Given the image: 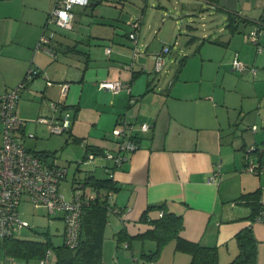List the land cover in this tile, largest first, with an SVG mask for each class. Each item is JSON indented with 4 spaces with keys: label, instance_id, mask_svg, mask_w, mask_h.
<instances>
[{
    "label": "crops",
    "instance_id": "obj_1",
    "mask_svg": "<svg viewBox=\"0 0 264 264\" xmlns=\"http://www.w3.org/2000/svg\"><path fill=\"white\" fill-rule=\"evenodd\" d=\"M127 1L91 0V17L85 16L86 7L73 10L71 33L58 32L51 43L57 54L54 57L43 49L36 50L54 0H0V94L16 87L29 67L39 72L21 90L16 105L17 116L25 123L24 132L35 133L34 138L24 137V146L33 152H56L55 162L58 150L81 148L83 160L92 168L76 167L72 189L77 190L76 182L88 171L96 175L99 169L101 178L106 177L105 167L111 166V161L102 154L91 160L85 156L91 154L90 149L115 151L111 132L120 116L147 123L151 129L139 136L138 149L112 173L119 190L113 193L110 206L117 212L110 210L107 215L102 263L190 264V254L178 251L175 241L166 244L154 261L138 256L141 249H155L151 241L135 242L131 250L117 246L115 234L120 229L125 228L131 236L146 232L152 226L140 222L143 211L149 205H164L169 213L183 218L181 238L216 248L218 264H228L236 257L234 237L251 225L257 243L256 264H264V223H250V208L238 200L242 194L259 189L264 205V173L254 175L244 170L245 148L264 145V51L258 52L246 35L264 18V0H217L216 5L208 0H179L183 15L198 10L201 19H210L214 10L224 20L217 27L216 21L208 19L198 40L190 25L183 31L180 28L179 32L186 31L180 47L174 45L178 40L167 27L165 6L164 13L144 7L133 11L127 6L131 12L126 10L124 15ZM141 1L152 8L162 4L159 0ZM108 3L113 6L105 7ZM226 13L250 24L241 23L232 33L226 28ZM138 15L143 17L138 32L141 52L129 70L126 65L132 60V43L127 34L130 22ZM173 28L178 29L176 23ZM165 44L170 45L171 53L162 71L155 73L154 55ZM106 48L111 50L109 55ZM235 54L256 73L234 71L231 63ZM185 56L188 58L176 77L179 61ZM104 81L130 84L136 103L129 105L125 90L112 93L100 88ZM50 101L63 103L75 113V120L52 148L37 149L33 143L37 133L43 137L51 133L48 126L34 119L50 113ZM1 130L0 123V145ZM218 165L219 183H208ZM83 190L91 193L90 188ZM161 215L154 209L148 218L157 220ZM53 219L62 222L63 233L61 215ZM5 258L2 250L0 264Z\"/></svg>",
    "mask_w": 264,
    "mask_h": 264
},
{
    "label": "built area",
    "instance_id": "obj_2",
    "mask_svg": "<svg viewBox=\"0 0 264 264\" xmlns=\"http://www.w3.org/2000/svg\"><path fill=\"white\" fill-rule=\"evenodd\" d=\"M90 0H54L53 8L48 13L43 32L36 50L43 49L53 56L48 45L54 38V32L50 26H56L65 30L73 29L74 8L77 6L88 7ZM140 19L135 18L131 22V32L128 37L132 43L133 57L139 53L138 29ZM264 29V18L258 21L255 30L249 33L248 40L258 46V36ZM170 46H164L154 56V72L162 71L165 58L170 53ZM258 51H262L258 46ZM110 48L105 49L109 55ZM233 69L243 72L249 70L256 73L255 68H247L241 61L234 58ZM38 72L34 67H29L23 80L11 90L0 94V123L2 125V143L0 145V238H6L14 232L26 227L27 224L21 218L20 205L24 202L30 204L33 209L44 208L49 219L61 215L63 221V242L69 249H75L79 243L81 217L83 206L87 203L86 198L77 191H73L72 200H67L60 190V183L66 175V170L58 166L55 161L43 160L35 153L27 150L24 146V137L34 138L32 134L24 132V123L16 113L20 92L26 83ZM67 84L62 88V95L67 93ZM99 87L119 93L125 90L129 94V104L136 102V97L130 95V87L121 81H104ZM48 115H41L37 123L46 125L51 134L61 135L71 130L75 120V113L65 107L63 103L49 102ZM151 129L147 123H134L122 116L111 134L116 141L115 151H107L106 159L111 161L114 169L120 168L126 163L137 149V136ZM255 130L256 128L253 127ZM246 160L244 170L254 175L264 173V145L247 147L244 150ZM93 155L89 154L88 159ZM219 165L214 173L208 178V183H219ZM89 198H94L90 193ZM52 251L48 250L40 264H48L52 258ZM154 264V263H149Z\"/></svg>",
    "mask_w": 264,
    "mask_h": 264
},
{
    "label": "trees",
    "instance_id": "obj_3",
    "mask_svg": "<svg viewBox=\"0 0 264 264\" xmlns=\"http://www.w3.org/2000/svg\"><path fill=\"white\" fill-rule=\"evenodd\" d=\"M208 1L215 5L217 4V0H208ZM100 3L101 2L97 3V5H99ZM226 14H227L226 28H228L232 33L237 31L238 26L241 23L250 24L249 21L244 20L236 15L230 13H226ZM136 17L140 19V23H139V29H140L142 25L143 17L142 15H138ZM136 17H134L131 22H133ZM130 32H131V27L127 35H129ZM212 42L218 44V42L216 41H212ZM51 43L48 45V47L51 49V52L55 57L57 54L54 48L51 46ZM138 46L140 47L139 43ZM164 46H169V45L165 44L162 46V48ZM255 46L258 51V46H260L259 39H258V46L257 45ZM162 48L160 49V51L162 50ZM140 52H141V48H139V53ZM138 55L135 58L133 57V48H132V60L128 65H126V67L129 70L133 69L135 60L137 59ZM235 57H237L238 59L237 54H235L234 58ZM187 58L188 56H185L179 61L176 77L182 71V68L184 67ZM233 70L237 71L235 69ZM243 72H239V73H243ZM37 74H39V72H37ZM127 85L130 87V84ZM136 101H137V97H136ZM134 104H129V105H134ZM121 117L122 116H120L119 118ZM139 136H137V140ZM251 146L257 147L258 145L255 144V145H250L248 147ZM89 152L93 156L102 154L105 157L107 151L90 149ZM33 153H35L43 160L53 161L56 156V152H33ZM88 155L85 157L88 158ZM114 170L115 169L112 167V165L109 167H105L106 177L104 178L97 177L92 172L88 171L82 178L81 182L78 183L83 188H90L91 193H94V198H89L90 194H85V193L82 194L83 197L86 198L87 203L83 206L79 243L75 249H69L64 245L63 241L61 245L53 246L51 243L49 233L47 232L42 233L44 238L41 241L17 239L13 236L15 233L14 232L9 237L0 238V248L4 251L6 257L5 261L2 264H21L20 261L26 264L29 260L32 259L38 260L40 264V261L45 257V254L48 250L52 251L53 254L51 260L54 259L55 264H103L102 246L104 240V230L107 224V215L110 210L117 212L116 209H113L110 206V199L113 193L119 190V186L116 184V182L113 181L112 173ZM260 197H261V192L258 189L252 192L242 194L238 198V200L242 201L245 205H247L250 208V214L247 217L250 223H254V222L264 223V205L261 204ZM154 209L160 210L162 215L157 220H150L148 218V213ZM140 222L148 223L149 225L152 226V228L144 233H140L135 236L129 235L125 228L120 229L115 234L116 243L118 247L124 246V248L131 250L133 249V244L135 242H140L144 244L147 241H151L155 244V249L150 252L148 251L146 252V250L141 249L138 256L139 258H143L148 261H154L159 257L160 252L162 251V249L166 244H168L171 241H175L176 249L178 251H182L190 254L191 256L190 264H218V251L216 248L201 246L197 243L186 241L181 238L180 233L184 227L183 218L173 213H169L165 209L164 205L147 206V208L143 211L140 217ZM234 240L238 245V254L228 264H256L257 243L254 238L251 225L238 232L235 235ZM132 257H133V262L137 261V258H135L134 255Z\"/></svg>",
    "mask_w": 264,
    "mask_h": 264
},
{
    "label": "rangeland",
    "instance_id": "obj_4",
    "mask_svg": "<svg viewBox=\"0 0 264 264\" xmlns=\"http://www.w3.org/2000/svg\"><path fill=\"white\" fill-rule=\"evenodd\" d=\"M158 2L162 3L161 7H158L159 9L157 8V5L154 8L150 7L151 5H147V7H146L145 1L128 0L127 5L123 11V14L126 15L125 11L128 10V9H126L127 6H129V9L133 10V11L136 10V7L137 8L144 7L146 10L147 9L159 10L162 13H164L166 10L167 16L165 17V19L168 20L167 27L168 26L171 27L170 28L171 34H175L174 39L178 40L177 41L178 44L172 43L176 47H180V45L184 43L183 41L185 40V36H186L185 32L186 31H184V32H182V31L184 29H186V25H190L194 29V32H195L194 34H196L195 39L198 40L201 38V36L203 34L201 32V30L203 28L202 27L203 23H207L209 20H211V22H212V20H213V21H216L217 27H219L224 22V20L222 19L223 16L222 15L219 16L217 14V12H215L214 10L211 11L212 14L210 15V19L209 18L201 19L202 12L200 13L198 10L193 11L190 15H183L181 13V10H180L181 9L180 6L182 4H181V1H179V0H159ZM90 3H91V0H90ZM103 5H106V4H103ZM111 5H112L111 3H108V5H106L105 7H110ZM115 5H117V3H115ZM162 5L165 6V8H166L165 10L162 9ZM133 6L135 7L134 9H133ZM202 6H204V4H202ZM52 8H53V6L51 7V9L48 13L51 12ZM79 8L80 7L77 6L74 8V10L75 9L78 10ZM86 10H87V13L85 16L91 17L90 5L88 7H86ZM130 10H128V11H130ZM201 10L203 11L205 9H201ZM156 13L159 14L158 12H154L153 14H156ZM189 19L190 20L192 19V20L190 21ZM173 23H176V25L178 26V29L173 28ZM73 26H74V22H73ZM256 27H257V25L254 26L252 29L250 28L249 30H247L246 35H248L250 32L255 30ZM180 28L182 31L179 32ZM49 29L54 32V35L59 32V33H62V34L68 35V36L71 33V31L73 30V29L72 30H65V29H62V28H59L56 26H50ZM189 31H187L188 34H189ZM262 32H264V29L260 30L258 39H259V43H260L261 48L264 49V33H262ZM202 40L203 39H201V41ZM247 40H248V38H247ZM38 43H39V41H38ZM38 43H37V45H38ZM139 48H141V47H139ZM262 51H264V50H262ZM165 60H166V58H165ZM249 68H251V67H249ZM36 119H34V120H36ZM31 125H33V124H31ZM28 131H30V130H28ZM28 131H25L26 134H32L34 136V134H35L34 132L31 133ZM45 132L48 134L47 131H45ZM37 134H38L37 139L33 140V143L36 142L34 148H37V149H40V148L42 149V148H45L46 146H49V148H52L55 145V142H57L59 138L64 137V135H56V134H50V135L48 134V135H46V137H43V136L39 135V133H37ZM28 143H30V142L27 141V144ZM56 158H57L56 162H57L58 166L63 167L66 170V175L60 183V190L64 194L66 199L72 200L73 191H75V192L77 191L79 194H83V193L87 192L86 190H83L82 186L80 184H78L77 182L75 185V187H78L77 190L72 189V187L74 185L73 184L74 183L73 182V175L76 172V167L80 166L81 168H84V169L92 168L91 165L87 164L86 159L83 160L81 148H79L78 146L64 147L63 149L58 150ZM95 174H96V176H100V177L103 176V174L100 172L99 169L96 170ZM76 180L78 181V176H77ZM20 211L22 213L21 214L22 220L25 221L28 226L23 228V229L16 231L13 235L15 238L21 239V240L41 241L44 238L42 233L47 232V233H49L51 243L53 246H59L62 244V241H63L62 234L63 233H62V222L61 221L56 220V219H49L43 208L33 209L27 203H22L20 205ZM1 252H2V250H0V253ZM20 263L25 264L24 262H21V261H20ZM26 264H39V262H38V260L32 259V260H29ZM49 264H55L54 259H52ZM107 264H109V263H107Z\"/></svg>",
    "mask_w": 264,
    "mask_h": 264
},
{
    "label": "water",
    "instance_id": "obj_5",
    "mask_svg": "<svg viewBox=\"0 0 264 264\" xmlns=\"http://www.w3.org/2000/svg\"><path fill=\"white\" fill-rule=\"evenodd\" d=\"M92 4V3H91Z\"/></svg>",
    "mask_w": 264,
    "mask_h": 264
}]
</instances>
